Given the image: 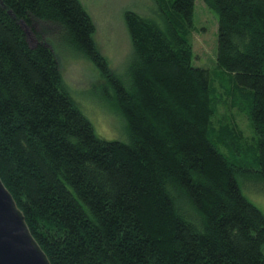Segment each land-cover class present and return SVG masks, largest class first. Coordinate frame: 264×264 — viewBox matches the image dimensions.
<instances>
[{
	"label": "trees",
	"instance_id": "trees-1",
	"mask_svg": "<svg viewBox=\"0 0 264 264\" xmlns=\"http://www.w3.org/2000/svg\"><path fill=\"white\" fill-rule=\"evenodd\" d=\"M154 1L155 17L124 14L121 77L79 0H0V180L50 264H264V215L237 180L264 182V0H202L217 16V71L233 80L225 104L256 147L215 122L210 72L191 65L195 0ZM56 40L113 90L127 142L95 134Z\"/></svg>",
	"mask_w": 264,
	"mask_h": 264
},
{
	"label": "rangeland",
	"instance_id": "rangeland-1",
	"mask_svg": "<svg viewBox=\"0 0 264 264\" xmlns=\"http://www.w3.org/2000/svg\"><path fill=\"white\" fill-rule=\"evenodd\" d=\"M95 24L93 39L109 68L124 76L131 53V42L125 24L127 11L141 16L155 17L157 7L154 0H79ZM217 16L202 0H195L192 30L189 39L192 44L191 65L208 70L214 91L213 108L221 116L234 122L230 125L241 130L248 145L256 147L255 135L247 118L235 109L226 106V91L232 84L231 76L220 78L216 66ZM50 33V29H46ZM31 45H34L28 39ZM54 50L58 56L61 73L70 88L75 102L91 123L95 134L106 141L127 142L126 123L113 101V90L100 78L97 68L86 58L72 51L56 40ZM233 81V80H232ZM223 152H225L223 150ZM249 167L254 168L253 151H248ZM237 157V156H236ZM242 195L264 215V182L249 171L237 176Z\"/></svg>",
	"mask_w": 264,
	"mask_h": 264
},
{
	"label": "water",
	"instance_id": "water-1",
	"mask_svg": "<svg viewBox=\"0 0 264 264\" xmlns=\"http://www.w3.org/2000/svg\"><path fill=\"white\" fill-rule=\"evenodd\" d=\"M26 36L36 44L32 33ZM0 264H50L32 237L21 211L0 180Z\"/></svg>",
	"mask_w": 264,
	"mask_h": 264
}]
</instances>
